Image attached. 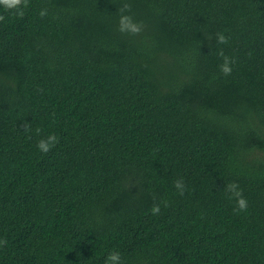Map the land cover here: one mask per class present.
Listing matches in <instances>:
<instances>
[{
	"label": "trees",
	"instance_id": "trees-1",
	"mask_svg": "<svg viewBox=\"0 0 264 264\" xmlns=\"http://www.w3.org/2000/svg\"><path fill=\"white\" fill-rule=\"evenodd\" d=\"M124 2L139 35L118 31ZM14 13L0 5V264L113 251L121 264H264V0H28Z\"/></svg>",
	"mask_w": 264,
	"mask_h": 264
},
{
	"label": "clouds",
	"instance_id": "clouds-1",
	"mask_svg": "<svg viewBox=\"0 0 264 264\" xmlns=\"http://www.w3.org/2000/svg\"><path fill=\"white\" fill-rule=\"evenodd\" d=\"M0 5H2L6 10H15V15L22 17L24 15V9L28 6V0H0ZM120 13L118 21V31L121 33H127L130 35H139L143 30L142 22L136 21L131 15V4L124 2L118 8ZM41 17L47 15V9H41L39 12ZM5 17L0 15V21H4ZM228 37L223 33L216 34V42L218 44H227ZM219 55L223 58V62L219 65L220 71L225 75H230L232 72L231 64L232 59L225 55L223 49L219 51ZM27 125L25 128L27 129ZM39 131V130H37ZM58 138L54 134H50L46 138H41L37 144V148L44 153H47L58 143ZM174 187L178 190L180 195L184 194L185 184L182 179H178L174 182ZM224 190L230 193V198H234L236 201V208L234 211L244 212L247 211L248 202L246 197L243 195V190L239 187L238 183L231 182L226 185ZM161 211L159 204H154L152 206L151 212L153 215H158ZM7 241H0V244H5ZM104 264H121V255L118 251L110 252L105 260Z\"/></svg>",
	"mask_w": 264,
	"mask_h": 264
}]
</instances>
